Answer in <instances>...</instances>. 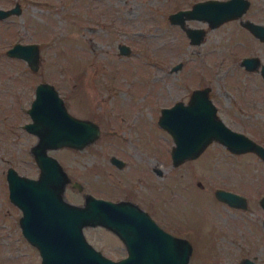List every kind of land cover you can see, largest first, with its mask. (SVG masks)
I'll list each match as a JSON object with an SVG mask.
<instances>
[{
    "label": "rangeland",
    "instance_id": "1",
    "mask_svg": "<svg viewBox=\"0 0 264 264\" xmlns=\"http://www.w3.org/2000/svg\"><path fill=\"white\" fill-rule=\"evenodd\" d=\"M14 2L19 10L0 17V264H39L37 248L18 225L20 208L7 196L5 167L37 173L29 150L36 135L22 122L29 119L26 106L41 79L53 82L72 113L99 124L97 136L82 147L47 149L70 175L63 192L68 200L82 202L88 190L129 196L146 205L143 198L148 195L155 214L182 222L191 243L186 264H239L243 255L264 264V208L258 202L264 193V160L253 150L231 151L212 139L196 156L173 165V140L157 121L159 106L187 83H195L215 57L225 53L217 40L225 31L234 32L235 19L215 29L189 19L205 28L201 40L191 43L167 16L182 0H0V6ZM245 15L264 22V0H251L241 17ZM236 29L246 30L241 25ZM245 38L243 43L226 40L230 68L213 75L211 91L226 93V122L264 144V79L245 72L238 59L241 53L254 52L264 61V40L248 34ZM15 40L37 42L36 69L6 54ZM122 40L131 44L130 52L118 51L116 43ZM231 47L237 49L236 57ZM184 55L182 69H169ZM239 104L250 113L240 112ZM111 153L124 158L121 166L109 161ZM70 178L80 180L84 189ZM217 185L245 194L246 205L218 199L213 190ZM83 231L110 255L121 249L122 242L101 224L83 225Z\"/></svg>",
    "mask_w": 264,
    "mask_h": 264
},
{
    "label": "water",
    "instance_id": "2",
    "mask_svg": "<svg viewBox=\"0 0 264 264\" xmlns=\"http://www.w3.org/2000/svg\"><path fill=\"white\" fill-rule=\"evenodd\" d=\"M247 0H226V14L215 15L209 24L242 12ZM190 8V10H192ZM14 2L8 7L0 6V17L8 12H17ZM169 13L171 21H179L180 13ZM244 24L259 38L264 39V23L246 19ZM186 32L190 35L189 28ZM191 40L192 39L191 37ZM120 51L127 52L128 46L119 43ZM8 55L23 58L30 69H36L39 60L38 44L35 41H13L6 47ZM250 61L246 67L256 63V57H243ZM254 63V64H252ZM264 74V63L262 64ZM196 89L193 93H197ZM26 111L29 119L22 126L36 135L29 145L38 166L36 175L18 172L8 164L5 167L7 195L20 208L17 221L21 233L34 245L39 253V264H186L191 250L190 241L159 227L154 220L135 203L128 199L112 200L83 191L82 202L68 200L64 196V183L69 175L58 158L47 149L60 145L82 147L98 134L97 123L69 111L53 82L38 80ZM173 140L170 155L173 163L186 157L196 156L212 139L224 144L231 151L253 150L264 160V144L242 130L230 127L214 111H182L174 102L161 107L157 116ZM112 161L121 164L115 155ZM78 188L82 184L72 181ZM214 194L230 205H246L244 194L229 188L216 187ZM264 208V193L258 198ZM101 224L119 235L125 242L126 254L111 258L96 248L85 236L83 225ZM264 227V219H263ZM239 264H257L253 257L243 255Z\"/></svg>",
    "mask_w": 264,
    "mask_h": 264
},
{
    "label": "flooded vegetation",
    "instance_id": "3",
    "mask_svg": "<svg viewBox=\"0 0 264 264\" xmlns=\"http://www.w3.org/2000/svg\"><path fill=\"white\" fill-rule=\"evenodd\" d=\"M182 1H183V4L176 5V6H174V8L169 9L167 11V16H168V19H169V13L174 11V10L175 11L176 10L185 11L186 9H189L188 12H190L192 15H186L183 12V13L178 14V16L181 17V20L174 22V21H171L169 19V21L171 23L177 24L179 29L184 32V34L186 35L187 39L191 43H197V42H199L201 40V38L205 34V28L203 27L204 25L202 26V25L195 24V23H189L188 22L189 19L203 21L208 26V28H211V29L219 28L222 25L226 26V20L235 19V21H233V23H232L233 26L237 27L238 25H241L247 31L245 30V33H244V30H243L242 33H241L235 27L234 28V32L231 31L230 33H228L226 35V31H225V33L220 35V36H222V38L218 39L217 43L222 44V46L224 47L225 53H219L215 57V59L213 61V65L208 67V68H206V71L202 72L201 77L200 76L197 77V80H196L195 83H193V84L187 83L188 86H185V88L180 93H177V94L173 95V97L168 102H165V103L161 104L159 106L158 114L160 113L161 107L171 106L175 102L176 105L178 106V109L182 110V111L194 110V111L198 112V110H202V111H204V112H206L208 114L211 113L212 111H214L216 113V115H218L222 119V121L226 124L227 122H226V118L225 117H226V112H228V108H229V105L228 106L226 105V93L222 94V95H219V94H216L213 91H211L212 88H213L211 79H212L213 75L215 73H217L220 68L222 70V71L221 70L220 71L223 74L226 73V70H228L230 68V66H226V40L227 39H231L234 42L237 41L238 43H243V42H245V39H246L245 38V34H248L250 37H252V35L258 37L257 35H255L244 24V21L246 19H249V20H252V21L259 22V23H264V22L256 20V19H253V18L248 17L246 15L241 17V14L245 11V9L247 8V6H248V4L250 3L251 0H247L246 6L242 10V12L239 13L238 15H236L234 17L227 18V19L224 18V19L221 20V22L219 21V22H217L215 24H212V25L209 24V19L211 17H214L215 15L226 14V0H182ZM192 7H193V9L190 10V8H192ZM103 24H105V23H103ZM186 27L189 28L190 35L186 32ZM231 33H233L234 37L231 35ZM191 37L194 40H191ZM259 39L260 40H264V39H261V38H259ZM120 42H124V43L127 44V46H128V51L127 52L120 51V48H119V43ZM130 45L131 44L129 42H126V41H123V40L122 41H118L116 43L117 49L121 53L130 52V49H131ZM228 46H231V45H228ZM216 48H218V46ZM230 49L233 51V55L232 56L236 57V55H237L236 54V50L237 49L234 48V47H231ZM187 55L189 57V54H187ZM184 56H185L184 58L183 57L182 58H178L175 61H173L172 63H170L169 66H168L169 69H171V70L172 69H176V68L182 69V67L184 66V63L186 62V59H187L186 55H184ZM246 56L247 57H256V59H257L256 63L255 64L252 63V64H254V66L246 67V64L250 63V61L242 60V58L246 57ZM238 59H239L240 65H242L243 68L245 69V72L252 71V72H254L255 75L258 74L260 76V78L263 77V79H264V74H263V71H262V64L264 63V61H262L258 57V55L256 53H254V52L241 53L239 55ZM159 63H160V65L164 64L161 61H159ZM194 68H195L194 70H196V72H197L198 71L197 68L195 66H194ZM250 68H252V69H250ZM176 79H179V78H176ZM176 83L181 85V86L182 85L184 86V83H182V82H176ZM194 89H196L198 92L197 93H193ZM225 90H226V88H225ZM238 108L240 109V112H242L244 115L250 113V111L247 110V107L242 105V104H239ZM75 115H77V114H75ZM77 116L91 118V117L85 116V115H77ZM91 119L94 120L93 118H91ZM94 121L97 123V125L99 127L98 122L96 120H94ZM229 126L232 127L231 125H229ZM232 128H234V127H232ZM112 155H115L116 157H119V159L122 160L121 164H123L124 158H122L121 156H119L118 154H115V153L109 154V157H108L109 161H111L116 166L117 165L121 166V165L117 164L116 161H112V158H111ZM170 157H171V155H170ZM171 163L173 165H177V163H173L172 162V158H171ZM153 171L154 172H157V171L160 172V169L159 168H154ZM69 177H70V175H69ZM74 179H76V178H73V179L70 178L71 181H73ZM76 180H78V179H76ZM78 181L82 184V182L80 180H78ZM172 184H175V183H172ZM217 186H222V185H217ZM222 187H226V186H222ZM81 188H83V184H82ZM84 191H88V190H84ZM96 195L101 196V197H106V198H109V199H112V200L128 199V200L132 201L133 203H135L136 205H138V207H140L144 211H146V213L154 220V222L159 227H161L164 230L169 231L172 234L184 236V237H186L189 240L188 236L182 232L183 229H182V226H180V225H182L181 221L177 220L175 217H172L171 215L165 217L166 219H163L162 217L158 216L157 214H155L153 212L152 208L154 206V200L151 197H149L148 195H146L147 197L144 196L145 198H143V200H147V204L146 205H143L140 202L139 199L135 200L133 198H130L129 196L114 195V194L104 195V194H99V193L96 194ZM167 198L168 199L171 198V195H169ZM220 200H222V199H220ZM222 201H224V200H222ZM224 202H226V201H224ZM164 216H166V215L164 214ZM188 226H189V230L191 232H194V227L192 225H188ZM111 231L116 235L117 240L122 242V245L120 247L121 249L118 250V252L114 253L113 255H110V254L104 252L102 250V248L94 245L90 240L89 241L96 248H98L102 253H104L105 255L110 256L111 258H119V257L123 256L124 254H126L125 242L119 235H117V233H115L113 230H111Z\"/></svg>",
    "mask_w": 264,
    "mask_h": 264
}]
</instances>
